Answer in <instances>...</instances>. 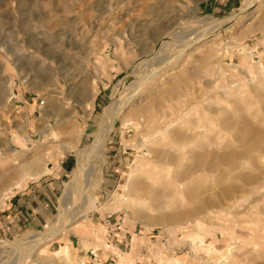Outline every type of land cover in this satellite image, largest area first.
Returning <instances> with one entry per match:
<instances>
[{
	"label": "rangeland",
	"instance_id": "obj_1",
	"mask_svg": "<svg viewBox=\"0 0 264 264\" xmlns=\"http://www.w3.org/2000/svg\"><path fill=\"white\" fill-rule=\"evenodd\" d=\"M253 3L0 0V209L58 180L45 222L0 225V264H84L87 247L93 264H264V0ZM98 136L102 161L65 193ZM54 218L26 258L15 250Z\"/></svg>",
	"mask_w": 264,
	"mask_h": 264
},
{
	"label": "crops",
	"instance_id": "obj_2",
	"mask_svg": "<svg viewBox=\"0 0 264 264\" xmlns=\"http://www.w3.org/2000/svg\"><path fill=\"white\" fill-rule=\"evenodd\" d=\"M58 162L59 168L65 170L63 160ZM57 183L58 180L55 177L49 176L37 182H29L22 189L10 194L4 207L0 209L1 228L9 230L21 225L36 226L45 222L51 213ZM109 239L107 237L108 241ZM79 251H81L80 248L77 254Z\"/></svg>",
	"mask_w": 264,
	"mask_h": 264
},
{
	"label": "bare ground",
	"instance_id": "obj_3",
	"mask_svg": "<svg viewBox=\"0 0 264 264\" xmlns=\"http://www.w3.org/2000/svg\"><path fill=\"white\" fill-rule=\"evenodd\" d=\"M254 1H256V0H243V9H247L248 7H250V6H252L253 4H255V3H253ZM231 19H233L232 17H229V18H225V19H223V20H221V21H219V22H217V21H215L213 24L215 25L216 23H220V22H227V21H229V20H231ZM182 26H183V24H181ZM212 25V24H211ZM181 27V26H180ZM188 27V26H187ZM206 29V28H205ZM211 29V28H210ZM209 29V30H210ZM200 30V29H199ZM215 30V29H214ZM201 31H204V29L203 30H201ZM200 31V32H201ZM206 31V30H205ZM212 31V30H211ZM192 34V33H191ZM190 34V35H191ZM188 33L187 34H185V36H184V38L183 39H180L179 40V43L177 44V46H184V45H186V44H189V42H193L194 40V42H196L197 40H200V39H203V35H206V34H204V33H194V35L193 36H190V35H188ZM183 37V36H182ZM181 37V38H182ZM132 95V94H131ZM128 98V97H127ZM110 104L111 103H109V105H107L106 106V108H105V111H104V113H105V120H104V126H103V128H101V134L100 135H104L108 130H109V126H110V123H109V121H111V122H113L114 121V119H115V112L114 111H112V107L110 106ZM115 113V114H114ZM108 124V125H107ZM101 137V136H100ZM100 137L98 136L97 138H95L92 142L90 141V143H88L87 145H85L84 147H83V149L78 153V154H76V163H75V165H74V167L71 169V171L69 172V180L68 181H65L64 182V191H65V193H67L68 191H69V195H71V193L73 192H75V190H76V187L78 186V184H79V181H80V179H81V177L83 176V171H84V167L86 166V163H87V161H88V159H90V157H96V158H98L100 161H102V157H101V150H102V147H103V142H101L102 140H100ZM98 159H96V160H98ZM90 161V160H89ZM91 164V162L89 163V164H87V165H90ZM102 164V163H101ZM92 165V164H91ZM91 165H90V167H91ZM87 167V166H86ZM99 167H95L94 168V170H93V167H92V178H91V181H90V183H89V188L91 189L98 181H99V179H100V171H99ZM86 170V169H85ZM87 173V172H86ZM85 173V174H86ZM88 174V173H87ZM91 176V175H90ZM86 180L84 179V182H85ZM87 183H88V181H87ZM18 185L20 184V182L19 183H17ZM18 185H17V187H18ZM86 185V184H85ZM84 185V186H85ZM83 186V187H84ZM87 188V187H86ZM88 188V189H89ZM64 193V194H65ZM72 193V194H73ZM76 194V193H75ZM78 194V193H77ZM68 195V196H69ZM68 196H66V198H64V200L63 201H60V204H62V203H65V205H66V203H67V198H68ZM87 196V195H86ZM63 198V197H62ZM75 198V197H74ZM90 198V196H87L86 198H85V200L83 201V203H85L86 201H87V199H89ZM83 199V198H82ZM82 199H81V201H82ZM72 202V201H71ZM70 204V203H69ZM94 204H95V198H94V196L91 198V200L90 201H88L87 202V204H86V206H88L87 207V210L88 209H91V208H94ZM82 205H84V204H82ZM70 206H71V204H70ZM66 208V207H65ZM65 211V210H64ZM66 213V212H65ZM59 219V218H58ZM57 218H54V220H53V224H54V222H56V220L58 221L57 222V224H56V226H54L51 230H49L48 232H44V233H40V235L39 236H36V237H34L33 239H31V240H28L27 238H25L23 241H17V243H15L16 245H18L19 244V246L15 249V250H17L18 248H19V251H20V249H21V253H22V255L24 254V252H26L25 253V255H24V258H26L27 256H28V254L32 251V249H35L37 246H35L37 243H35V245L34 246H31V247H29V248H27V245H28V243L29 242H31V241H34L35 239L36 240H39V241H41V239H47L48 237H50V235H52L55 231H57V228H59L60 227V219L58 220ZM70 221L68 220L67 221V223H69ZM43 232V231H42ZM38 235V234H37ZM15 242V241H14ZM15 245V246H16ZM17 252H18V250H17ZM21 255V256H22ZM17 258V257H16ZM15 258V259H16ZM23 258V259H24ZM18 259H20V258H18ZM17 259V260H18Z\"/></svg>",
	"mask_w": 264,
	"mask_h": 264
},
{
	"label": "built area",
	"instance_id": "obj_4",
	"mask_svg": "<svg viewBox=\"0 0 264 264\" xmlns=\"http://www.w3.org/2000/svg\"><path fill=\"white\" fill-rule=\"evenodd\" d=\"M97 249L94 247H87L83 250L82 253H84V256L88 257L89 259L82 260L81 257H79V261L83 262L84 264H93V261L97 257ZM99 263V262H98Z\"/></svg>",
	"mask_w": 264,
	"mask_h": 264
}]
</instances>
